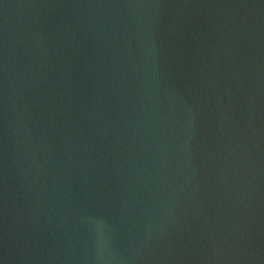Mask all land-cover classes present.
I'll return each instance as SVG.
<instances>
[{
    "label": "water",
    "instance_id": "water-1",
    "mask_svg": "<svg viewBox=\"0 0 264 264\" xmlns=\"http://www.w3.org/2000/svg\"><path fill=\"white\" fill-rule=\"evenodd\" d=\"M0 264H264V0H0Z\"/></svg>",
    "mask_w": 264,
    "mask_h": 264
}]
</instances>
